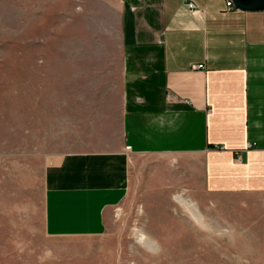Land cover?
I'll use <instances>...</instances> for the list:
<instances>
[{"label": "rangeland", "instance_id": "1", "mask_svg": "<svg viewBox=\"0 0 264 264\" xmlns=\"http://www.w3.org/2000/svg\"><path fill=\"white\" fill-rule=\"evenodd\" d=\"M117 1L0 0V264H264V195L218 208L180 185L161 188L148 175L163 159L129 160L128 193L104 235H45L47 167L85 148L102 119L118 124Z\"/></svg>", "mask_w": 264, "mask_h": 264}, {"label": "crops", "instance_id": "2", "mask_svg": "<svg viewBox=\"0 0 264 264\" xmlns=\"http://www.w3.org/2000/svg\"><path fill=\"white\" fill-rule=\"evenodd\" d=\"M116 9L118 124L102 119L85 148L47 167L49 238L104 235L134 158L163 159L149 179L218 208L226 198L264 195V11L229 10L226 0H118Z\"/></svg>", "mask_w": 264, "mask_h": 264}, {"label": "bare ground", "instance_id": "3", "mask_svg": "<svg viewBox=\"0 0 264 264\" xmlns=\"http://www.w3.org/2000/svg\"><path fill=\"white\" fill-rule=\"evenodd\" d=\"M173 200L175 202H177L178 204L183 205L185 207V209L188 211L189 215L193 219H195V220L199 219V215H198L196 209L193 207L192 204L185 203L178 196H174ZM136 243L140 247H142L144 249H147L149 251H154V249H155V243H154L153 239L151 237H149L148 235L144 234V233H138V235L136 237Z\"/></svg>", "mask_w": 264, "mask_h": 264}, {"label": "water", "instance_id": "4", "mask_svg": "<svg viewBox=\"0 0 264 264\" xmlns=\"http://www.w3.org/2000/svg\"><path fill=\"white\" fill-rule=\"evenodd\" d=\"M235 9L242 12H263L264 0H231Z\"/></svg>", "mask_w": 264, "mask_h": 264}, {"label": "built area", "instance_id": "5", "mask_svg": "<svg viewBox=\"0 0 264 264\" xmlns=\"http://www.w3.org/2000/svg\"><path fill=\"white\" fill-rule=\"evenodd\" d=\"M187 7H188V9H190V10H193L194 8H195V5H194V3L192 2V1H188L187 2ZM226 7H227V9H234V6H233V4H232V1L231 0H226ZM196 69H202L203 68V66L202 65H198L197 67H195Z\"/></svg>", "mask_w": 264, "mask_h": 264}]
</instances>
